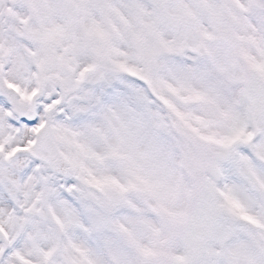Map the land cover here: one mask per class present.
Masks as SVG:
<instances>
[{"label":"snow or ice","instance_id":"1","mask_svg":"<svg viewBox=\"0 0 264 264\" xmlns=\"http://www.w3.org/2000/svg\"><path fill=\"white\" fill-rule=\"evenodd\" d=\"M0 264H264V0H0Z\"/></svg>","mask_w":264,"mask_h":264}]
</instances>
